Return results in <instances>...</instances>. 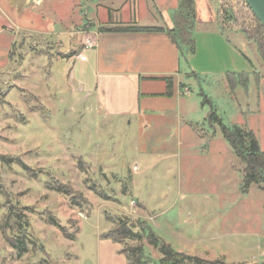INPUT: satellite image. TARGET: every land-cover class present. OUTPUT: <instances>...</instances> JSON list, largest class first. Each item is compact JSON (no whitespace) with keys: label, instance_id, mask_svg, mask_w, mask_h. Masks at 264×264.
Wrapping results in <instances>:
<instances>
[{"label":"rangeland","instance_id":"obj_1","mask_svg":"<svg viewBox=\"0 0 264 264\" xmlns=\"http://www.w3.org/2000/svg\"><path fill=\"white\" fill-rule=\"evenodd\" d=\"M99 1L0 0V264H128L124 246L102 238L117 218L142 221L161 244L210 264H264V190L244 193L245 166L210 122L216 112L252 130L264 151V65L242 33L255 27L250 9L195 0V55L181 57L179 76L186 88L169 103L152 101L140 120L106 116L73 79ZM140 3L138 28L167 30L154 17L171 18L179 0ZM225 9L234 19L223 30ZM231 73L247 86L235 78L232 87ZM55 181L85 197L84 211L47 188ZM10 207L35 242L23 258L4 238L17 235L14 220L4 224ZM55 216L69 232L80 228L75 241ZM129 246L162 258L146 237Z\"/></svg>","mask_w":264,"mask_h":264},{"label":"crops","instance_id":"obj_2","mask_svg":"<svg viewBox=\"0 0 264 264\" xmlns=\"http://www.w3.org/2000/svg\"><path fill=\"white\" fill-rule=\"evenodd\" d=\"M141 1L100 0L95 4L90 19L94 26L80 37L84 47L73 56L76 64H81L75 67L73 79L96 103L97 110L108 117L146 119L152 101L169 103L181 93L177 90L181 84V56L166 33L99 31L101 27L118 29L120 24L138 27L135 23L141 21ZM154 20H163L166 29L173 27L171 18L162 13H157ZM163 78L174 79L171 97L163 96L167 93L166 82L153 80Z\"/></svg>","mask_w":264,"mask_h":264},{"label":"trees","instance_id":"obj_3","mask_svg":"<svg viewBox=\"0 0 264 264\" xmlns=\"http://www.w3.org/2000/svg\"><path fill=\"white\" fill-rule=\"evenodd\" d=\"M222 12L225 13H222L223 17L221 22L223 24L221 23L220 26L221 29L225 30V22L232 21L234 19V15L231 14L232 11L227 9ZM251 13L253 14L252 11ZM255 19V27H252L253 29L251 28L249 30L242 31V33L246 37L249 44L255 47L258 58L260 59L262 65H264V27L256 17ZM171 21L173 27L167 30L155 27L138 28L129 26L118 29H107L101 27L99 28V31L143 34L166 33L171 42L176 46L181 57L194 56L196 50L195 31L198 23L196 1L179 0L178 7L173 11L171 16ZM235 78L242 79V85L245 87L247 86L248 78L246 75L231 73L229 75V82H234ZM153 80L166 82L167 93L163 96H173V88L175 85L174 79L163 78ZM233 84L234 83H232V87H235ZM181 87L186 88L184 84H181ZM210 122L212 125H219L223 138L229 144L235 156L245 166L244 193H248L253 185L259 186L262 190H264V151L261 149L255 133L252 130L239 125H225L216 112H213L212 115H210ZM7 163L9 162L7 161ZM46 186L51 191L68 198L72 207L84 211V207L88 204L85 197L81 193L75 192L69 184L65 185L55 181V183H47ZM92 189L96 194L101 193V191H98L93 187ZM19 210L20 209L18 208L10 207L8 214L5 216L4 222L6 225L9 224L11 220H14L12 229L16 231L17 235L10 236L4 230V238L12 249L16 250L19 258H23L28 253V247L32 246V248H35V242L30 239V235L27 233L29 222L23 217L20 212L21 210ZM24 210H27V208H24ZM49 220L68 240L75 241L77 239V235L80 232V228L78 226L73 232H69L65 225H62L60 219L56 216L49 217ZM115 223L117 224L116 228L107 234H104L102 238L110 239L113 242L124 246L120 250V253L125 255L128 264H210L198 257L179 253L165 243L161 244L151 227L142 221H139V223H133L128 218H117ZM136 228L140 231L135 232ZM143 237H146L151 246L159 249L162 255V258L159 261H155L148 256L143 246H129V242L136 241L137 239Z\"/></svg>","mask_w":264,"mask_h":264},{"label":"water","instance_id":"obj_4","mask_svg":"<svg viewBox=\"0 0 264 264\" xmlns=\"http://www.w3.org/2000/svg\"><path fill=\"white\" fill-rule=\"evenodd\" d=\"M264 27V0H244Z\"/></svg>","mask_w":264,"mask_h":264},{"label":"built area","instance_id":"obj_5","mask_svg":"<svg viewBox=\"0 0 264 264\" xmlns=\"http://www.w3.org/2000/svg\"><path fill=\"white\" fill-rule=\"evenodd\" d=\"M137 169H138V167L135 168V170H137Z\"/></svg>","mask_w":264,"mask_h":264}]
</instances>
